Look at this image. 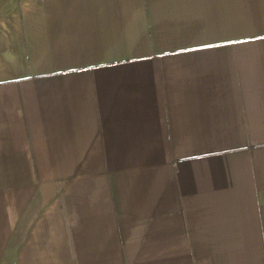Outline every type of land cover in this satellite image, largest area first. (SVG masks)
I'll list each match as a JSON object with an SVG mask.
<instances>
[{
    "label": "crops",
    "instance_id": "obj_1",
    "mask_svg": "<svg viewBox=\"0 0 264 264\" xmlns=\"http://www.w3.org/2000/svg\"><path fill=\"white\" fill-rule=\"evenodd\" d=\"M0 264H264V0H0Z\"/></svg>",
    "mask_w": 264,
    "mask_h": 264
}]
</instances>
